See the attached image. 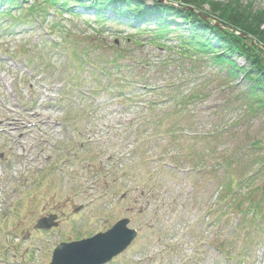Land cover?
I'll return each mask as SVG.
<instances>
[{
  "label": "rangeland",
  "instance_id": "obj_1",
  "mask_svg": "<svg viewBox=\"0 0 264 264\" xmlns=\"http://www.w3.org/2000/svg\"><path fill=\"white\" fill-rule=\"evenodd\" d=\"M209 1L224 5L235 0ZM240 1L244 7L264 10V0ZM7 30L12 31L0 41V264H50L57 245L92 238L123 218L131 219L130 227L139 236L112 264H226L210 246L212 240L215 245V239L228 237L224 230L216 232L207 213L215 211L214 185L196 186L197 175L177 172L160 185H151L150 203H146L147 195L141 190L149 181L147 176L122 172L129 166L127 159L139 158L131 154L133 139L125 136L126 131L135 132L139 127L140 110L136 104L125 105L117 99V89L108 90L117 88L116 83L108 87L103 79L96 84L95 70L80 67V45L94 53L99 49L102 60L115 59V80L127 77L132 89L146 84L164 89L174 84L182 85L180 93L197 91L203 99L190 109L193 118L186 122L194 127L189 126L185 134L217 132L218 122H208L207 116L222 117L219 131L224 133L217 138L222 140L220 152L245 144V133L254 134L263 124L264 115L252 119L242 117V112L237 115L248 104L241 97L244 89L226 80L219 68L180 58L173 41L167 44L171 47H161L143 39L127 44L124 35L118 40L102 35L98 46L90 39L96 36L92 26L68 14L53 13L41 25L22 23ZM113 47L120 48L115 52ZM70 97L78 105L63 104ZM91 104L82 115L80 108ZM223 104L230 106L229 111ZM260 137L264 139V134ZM205 140L199 144H208ZM157 166L159 163L141 167L148 173ZM255 184L264 186V171ZM244 193L256 197V202L262 200L256 217L263 228V192L257 196ZM227 201L220 202L223 206ZM50 214L58 216L59 226L38 232L34 225ZM217 233L221 236L216 237ZM258 237H254L256 258L249 261L241 256L239 263L264 264V232ZM253 242L248 239L246 248ZM229 250L238 260L237 244Z\"/></svg>",
  "mask_w": 264,
  "mask_h": 264
},
{
  "label": "trees",
  "instance_id": "obj_2",
  "mask_svg": "<svg viewBox=\"0 0 264 264\" xmlns=\"http://www.w3.org/2000/svg\"><path fill=\"white\" fill-rule=\"evenodd\" d=\"M53 13L60 16L68 14L92 26L96 36H90V39H95L98 46L102 35L115 40L124 35L127 44H138L137 41L143 39L161 47H171L167 44L173 41L180 58L198 59L219 68L226 80L235 84L237 89H244L241 97H245L248 104L239 109L238 116L241 112L242 117L251 119L264 115V10L244 7L240 0L224 5L209 0H0V41L5 33L12 31L8 28L19 27L22 23L41 25ZM119 48L112 49L116 52ZM79 50L80 65L94 67L101 76L109 79V86L116 83L118 87H110L109 90L117 89V99L125 105L132 103L142 108L138 114L144 120L143 124L130 135L137 139L139 144L135 152L142 157L134 162L127 174L139 176L141 166L152 167L159 163L158 168H150L147 173L152 186H155L177 170L188 171L199 176L196 185L206 181L216 188L214 213H219L220 201L228 200L224 202L227 206L223 215L229 211L242 214L245 225V216L251 214L261 222L256 216L262 200L256 202V197L252 196H257L259 191L264 194V186L257 188L255 184L264 171V154H261L264 152V139L260 137V133L264 134L263 119L258 132L245 133V144L220 152L218 147L222 140L217 138L224 133L219 131L222 117L213 119L212 115L207 116L208 122H218L215 125L217 132L185 134L189 126L194 127L192 122H186L187 118H193L190 109L203 99L197 91L180 93L182 85L174 84L164 89L152 88L148 84L132 89L127 77L122 81L120 78L115 80V59L102 60L98 58L99 49L94 53L85 45H80ZM149 93L150 98L147 96ZM229 99L227 102L231 101ZM223 105L230 109V106L226 108L228 104ZM145 112L147 114L144 115ZM195 119L197 123L201 120L199 117ZM203 139L208 144H199ZM162 143L165 146L161 147ZM256 154L261 155L255 157ZM215 157L217 159L213 160ZM244 191L251 192L252 198H248ZM217 243L219 245V241ZM225 247L223 244L221 249H217L226 255ZM242 256L245 257V252Z\"/></svg>",
  "mask_w": 264,
  "mask_h": 264
},
{
  "label": "water",
  "instance_id": "obj_3",
  "mask_svg": "<svg viewBox=\"0 0 264 264\" xmlns=\"http://www.w3.org/2000/svg\"><path fill=\"white\" fill-rule=\"evenodd\" d=\"M56 217L43 219L37 229H51ZM129 220L119 221L108 233L79 242L63 243L53 252L51 264H107L123 253L136 238V232L128 230Z\"/></svg>",
  "mask_w": 264,
  "mask_h": 264
}]
</instances>
